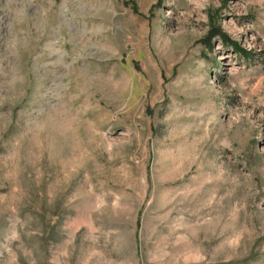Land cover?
I'll return each instance as SVG.
<instances>
[{
    "label": "rangeland",
    "instance_id": "1",
    "mask_svg": "<svg viewBox=\"0 0 264 264\" xmlns=\"http://www.w3.org/2000/svg\"><path fill=\"white\" fill-rule=\"evenodd\" d=\"M0 264H264V0H0Z\"/></svg>",
    "mask_w": 264,
    "mask_h": 264
}]
</instances>
